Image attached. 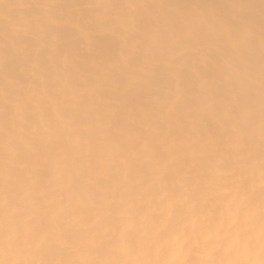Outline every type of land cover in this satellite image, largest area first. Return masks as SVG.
<instances>
[{
  "label": "bare ground",
  "instance_id": "obj_1",
  "mask_svg": "<svg viewBox=\"0 0 264 264\" xmlns=\"http://www.w3.org/2000/svg\"><path fill=\"white\" fill-rule=\"evenodd\" d=\"M0 264H264V0H0Z\"/></svg>",
  "mask_w": 264,
  "mask_h": 264
}]
</instances>
